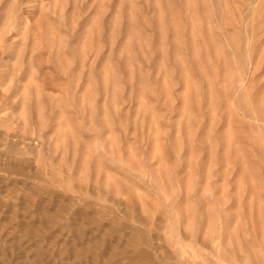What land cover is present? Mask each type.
Masks as SVG:
<instances>
[{"label":"rangeland","instance_id":"1","mask_svg":"<svg viewBox=\"0 0 264 264\" xmlns=\"http://www.w3.org/2000/svg\"><path fill=\"white\" fill-rule=\"evenodd\" d=\"M0 264H264V0H0Z\"/></svg>","mask_w":264,"mask_h":264}]
</instances>
